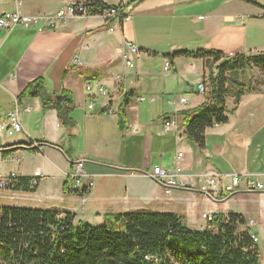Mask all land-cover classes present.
Here are the masks:
<instances>
[{
    "label": "crops",
    "instance_id": "1",
    "mask_svg": "<svg viewBox=\"0 0 264 264\" xmlns=\"http://www.w3.org/2000/svg\"><path fill=\"white\" fill-rule=\"evenodd\" d=\"M82 1L0 0V15L16 10L50 14L63 4ZM130 14L129 21L111 23L114 31L97 16L41 31L35 26L12 32L0 28V123L17 103L24 128L14 136L0 137V173L38 177L36 192H16L27 197L26 207L71 212L74 223L79 213L95 220L89 224L101 225L107 213L175 212L184 216L188 228L204 230L203 213L236 210L230 206L218 210L203 193L168 189L149 174L154 166H168L183 152L188 173L220 175V192L235 175L242 181L234 195L246 193L253 177L263 181L264 72L249 69L259 76L250 81L252 90L238 104L228 97L229 121L208 128L206 145L199 148L187 138L178 113L205 102L206 93L199 85L208 67L203 59L169 55L197 50L227 57L263 55L264 0H134ZM125 39L140 48L133 68L121 58ZM85 44L90 48L84 49ZM166 59L172 63L169 73L163 71ZM118 75L122 76L119 83ZM38 78L47 95L56 98L62 90L73 94L74 126L64 127L57 111L44 110L38 96L22 95ZM92 80L105 85L109 95L88 92L86 82ZM240 80L245 82L243 77ZM127 93L132 100L121 123L120 104ZM171 100L177 101L175 106ZM173 115L180 123L177 134L162 127L163 120ZM10 146L18 149L4 154ZM52 146H59L64 154ZM77 161H83V183L92 184L84 200L79 190L64 193ZM71 185L70 189H77Z\"/></svg>",
    "mask_w": 264,
    "mask_h": 264
},
{
    "label": "trees",
    "instance_id": "2",
    "mask_svg": "<svg viewBox=\"0 0 264 264\" xmlns=\"http://www.w3.org/2000/svg\"><path fill=\"white\" fill-rule=\"evenodd\" d=\"M95 2L99 3L95 0L92 4ZM177 56L203 59L209 70L203 80L208 86L205 102L178 113L189 141L204 148L206 130L229 121L228 97L238 104L252 90V85L246 87L240 80L243 75L252 68L264 72V54L227 57L218 51L197 50L169 55ZM22 95L38 96L44 110L57 111L64 127L76 124L70 91L62 90L63 99L59 101L45 93L38 78ZM131 100V93H127L121 101V123L125 122V109ZM35 179L36 185L32 183ZM72 181L68 176L64 193H79L78 189H70ZM38 185V177L19 175L10 188L34 193ZM245 222L234 211L216 213L213 222L197 231L188 228L184 216L175 212H128L107 213L103 224L91 225L74 223L71 212L60 214L51 209L0 204V264H175L173 257L183 264H261L258 242L250 230L241 228Z\"/></svg>",
    "mask_w": 264,
    "mask_h": 264
},
{
    "label": "built area",
    "instance_id": "3",
    "mask_svg": "<svg viewBox=\"0 0 264 264\" xmlns=\"http://www.w3.org/2000/svg\"><path fill=\"white\" fill-rule=\"evenodd\" d=\"M95 0H85L82 2H74L63 4L57 11L50 14H36L26 15L21 11L4 12L0 15V28L12 32L16 28H29L35 26L38 30H44L48 28H57L61 24H67L68 22L76 18H90L100 17L104 23L108 26L109 31H114L115 27L111 25L112 22H124L131 20L130 6L132 0H116L115 3H109L107 0H97L99 3L92 4ZM84 49H89L90 45L85 44ZM121 58L128 68L135 66L134 57L139 56L140 48L138 45L128 39H125L120 48ZM75 62L81 65L82 62L76 59ZM164 73L172 71V63L169 59H166L163 64ZM122 76L116 77V82L121 81ZM201 92L205 93L206 85L204 81L199 85ZM86 90L91 94L98 93L101 96H108L109 89L101 84L100 82L88 81L86 82ZM181 103H186V98H181ZM176 100H171L169 103L172 106L176 105ZM89 109L94 108V102L91 101ZM26 110L29 111V108ZM162 127L165 132H179V119L177 115L169 116L162 122ZM24 131L21 110L16 103V106L9 110L7 117L0 123V137L3 136H14L17 133ZM184 154L178 152L172 166H154L152 172L149 174L150 177L159 185H162L168 189H183L190 191H199L210 200L218 201L223 199L225 196L236 193L241 184V177L235 175L231 178V181L223 187L222 192L219 187L220 175L217 173H210L205 175H193L188 173L183 167ZM85 175L83 161L75 162L74 170L69 174L72 178L73 187L80 191H84L82 194L83 200L88 194V190L92 187V184H84L83 177ZM19 174L17 172H11L10 174L0 173V190L15 192L12 188V181L17 179ZM34 185L37 184V180H33ZM11 187V188H10ZM247 191L249 192H264V180L260 181L258 178L253 177L248 181ZM217 212H205L202 214L203 220L208 225L214 221V216ZM257 225L254 219L246 220L245 224L241 226L244 230H250L251 237L255 242H258V233L253 232L252 228Z\"/></svg>",
    "mask_w": 264,
    "mask_h": 264
},
{
    "label": "rangeland",
    "instance_id": "4",
    "mask_svg": "<svg viewBox=\"0 0 264 264\" xmlns=\"http://www.w3.org/2000/svg\"><path fill=\"white\" fill-rule=\"evenodd\" d=\"M220 63L221 62H219L218 64H220ZM214 66H215V63H214ZM207 72L209 73V70ZM208 73H207V75H208ZM257 74H258V72L255 73V72H251L249 70L248 73L243 75L246 87L249 86V83L251 80L257 78V76H258ZM206 90H208L207 85H206ZM206 92L207 91H205V93ZM174 161L172 162V160H171V161L167 162L168 166H172L174 164ZM222 186H224V184ZM16 192L17 191L8 192V191L0 190V204L1 205L29 206L30 204L28 202L27 197H23V194H17ZM234 194L235 193L228 195V197L230 199L224 203L213 201V202H215V207L218 210H222V209L230 206L231 208H233L232 210H236L235 212H238L237 210H239V212H242L240 214L243 216V218H245V220L254 219L257 222V225L254 226L252 228V230H253V232L258 233V238H259L258 245H259L260 253H261V264H264V192H254V191L248 192L247 191L246 193H240L237 195H234ZM228 197L225 196L224 198H228ZM30 198H34V196H32ZM34 200L35 199H33V201ZM228 213H229V211H227V213H223V214H228ZM80 214L81 213H79V215H78L79 216L78 222L82 219H83L82 221L85 223H88V222L93 223L95 221L91 218H87V216H85V215L83 216ZM173 260H174L175 264H183V263H181V259H177L176 257H173Z\"/></svg>",
    "mask_w": 264,
    "mask_h": 264
},
{
    "label": "water",
    "instance_id": "5",
    "mask_svg": "<svg viewBox=\"0 0 264 264\" xmlns=\"http://www.w3.org/2000/svg\"><path fill=\"white\" fill-rule=\"evenodd\" d=\"M56 99L57 100H62L63 99V97L61 96V95H59V96H56ZM18 146H10V147H8V148H5V149H3V151H7V150H14V149H16ZM53 148H55V149H57L58 151H60V152H62L63 154H64V151L59 147V146H52Z\"/></svg>",
    "mask_w": 264,
    "mask_h": 264
},
{
    "label": "bare ground",
    "instance_id": "6",
    "mask_svg": "<svg viewBox=\"0 0 264 264\" xmlns=\"http://www.w3.org/2000/svg\"><path fill=\"white\" fill-rule=\"evenodd\" d=\"M10 174V173H9ZM8 175V174H7ZM73 187V186H72ZM226 215V214H225Z\"/></svg>",
    "mask_w": 264,
    "mask_h": 264
}]
</instances>
